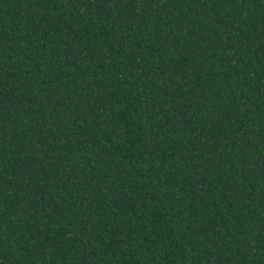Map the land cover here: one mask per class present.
I'll return each instance as SVG.
<instances>
[{"label":"trees","instance_id":"trees-1","mask_svg":"<svg viewBox=\"0 0 264 264\" xmlns=\"http://www.w3.org/2000/svg\"><path fill=\"white\" fill-rule=\"evenodd\" d=\"M0 264H264V0H0Z\"/></svg>","mask_w":264,"mask_h":264}]
</instances>
